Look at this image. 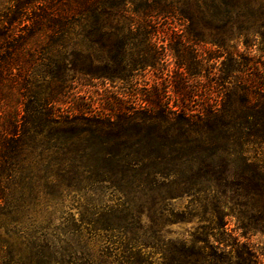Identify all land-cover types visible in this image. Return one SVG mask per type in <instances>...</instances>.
<instances>
[{"label":"trees","instance_id":"16d2710c","mask_svg":"<svg viewBox=\"0 0 264 264\" xmlns=\"http://www.w3.org/2000/svg\"><path fill=\"white\" fill-rule=\"evenodd\" d=\"M263 34L264 0H0V264H261L264 67L237 45Z\"/></svg>","mask_w":264,"mask_h":264},{"label":"rangeland","instance_id":"374dc122","mask_svg":"<svg viewBox=\"0 0 264 264\" xmlns=\"http://www.w3.org/2000/svg\"><path fill=\"white\" fill-rule=\"evenodd\" d=\"M188 21L185 22V26L188 25ZM175 32H172V30L167 31V34L165 37L174 40H180L181 43L178 44V48L182 49L185 45V40H192L197 39V42L199 44V47L201 50H214L219 48L218 44L215 42H212L213 39H219L218 36L215 35V32L213 30L204 29V28H197L198 35H193L191 30L188 28L185 29H178L177 27L174 28ZM180 33V34H179ZM215 35V36H214ZM255 46L253 48L245 50V47L243 46L242 42H239L237 45L238 50L242 53L243 59L240 58L239 60L243 63V68H245V71H248V67L254 66H261L264 67V34L259 35L256 38ZM235 47V40L232 37H229L225 40V48L229 51L233 50ZM248 59V60H247ZM232 63V62H231ZM246 63L247 66L244 67V64ZM242 68V69H243ZM174 69V63L173 60L170 59V65L169 70L172 71ZM169 74H172L169 72ZM235 74H239V72H235ZM243 74V72H242ZM258 72L253 71L252 76H259ZM165 76V74L163 75ZM144 79L146 84H144ZM154 80H158L156 76H154L151 72L147 73L144 78L140 79V84L138 85L139 91H143L144 87H148ZM77 91L79 94L85 95L86 98H92L95 100V103L97 105L98 99H109L119 93H122L126 95L124 91H127V87H125L121 82L119 83H102L97 78L92 79L89 81L88 84L83 86H78ZM106 186H110L109 184H105ZM101 193L105 195V198L110 196V193H118L117 190H115L113 187H103ZM89 194V193H88ZM81 193H76L74 196V192L69 191L66 196L63 197V202L60 205L61 209H64L65 211H73L76 212L80 209V203L81 199L80 196ZM80 199V200H79ZM174 207L176 208H183L185 205H187V197L174 199L171 201ZM234 221L232 220L228 226L233 227ZM193 224H182V223H174L172 225H169L168 229L173 233V235H180L181 233L185 232L186 230L190 229ZM249 241L251 242L252 246L254 248H260L263 246L264 249V234H256L249 238ZM261 264H264V254H261L260 258Z\"/></svg>","mask_w":264,"mask_h":264}]
</instances>
